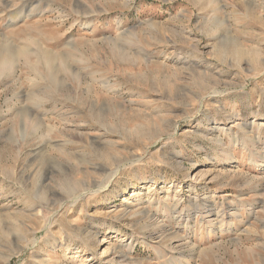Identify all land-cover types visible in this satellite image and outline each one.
Listing matches in <instances>:
<instances>
[{
    "label": "rangeland",
    "instance_id": "rangeland-1",
    "mask_svg": "<svg viewBox=\"0 0 264 264\" xmlns=\"http://www.w3.org/2000/svg\"><path fill=\"white\" fill-rule=\"evenodd\" d=\"M0 52V264H264V0H0Z\"/></svg>",
    "mask_w": 264,
    "mask_h": 264
},
{
    "label": "bare ground",
    "instance_id": "bare-ground-1",
    "mask_svg": "<svg viewBox=\"0 0 264 264\" xmlns=\"http://www.w3.org/2000/svg\"><path fill=\"white\" fill-rule=\"evenodd\" d=\"M5 49V48H4ZM7 50V49H6ZM1 53V52H0ZM5 53L7 54V56L9 57V59H11L12 58V60H13V58H14V53L13 52H11V53H9L8 52V50L7 51H5ZM3 54V53H2ZM3 58V56H1V59ZM0 59V60H1ZM102 118V117H101Z\"/></svg>",
    "mask_w": 264,
    "mask_h": 264
}]
</instances>
